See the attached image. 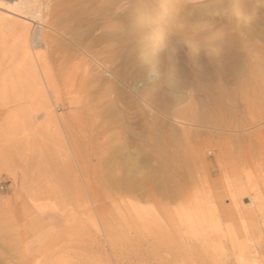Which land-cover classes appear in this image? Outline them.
I'll use <instances>...</instances> for the list:
<instances>
[{
    "label": "rangeland",
    "instance_id": "obj_1",
    "mask_svg": "<svg viewBox=\"0 0 264 264\" xmlns=\"http://www.w3.org/2000/svg\"><path fill=\"white\" fill-rule=\"evenodd\" d=\"M217 3L33 0L35 48L0 16V264H193L155 246L232 192L207 252L264 264V0L251 34Z\"/></svg>",
    "mask_w": 264,
    "mask_h": 264
},
{
    "label": "bare ground",
    "instance_id": "obj_2",
    "mask_svg": "<svg viewBox=\"0 0 264 264\" xmlns=\"http://www.w3.org/2000/svg\"><path fill=\"white\" fill-rule=\"evenodd\" d=\"M3 1H6V2H0V16H9V17H12L13 18V23L12 26L14 27V25H17L20 26L21 30H23L25 32V35L26 37L30 40L31 42V46H33L32 48H35V47H40V46H47V43H46V37L47 35L43 32V29H41L40 27H36L35 29H31L32 31L29 33L30 31V28L28 25H30L31 27L33 26V23H38L39 21H41L42 17L38 14H40V9L38 8V6L34 5L33 4V0H3ZM35 1V0H34ZM194 2H199V3H202V2H212V1H220L221 3H217L218 5L222 6V5H228V4H231V11L233 12L232 14H236V18L235 17H232L230 19L227 20V24H229L231 26L232 29H236L238 31H241V32H245L247 34H251L253 33L254 29H255V17L256 15L260 12V10H258L259 8L256 6V3L261 1V0H192ZM105 3V2H104ZM108 3V2H107ZM105 3V4H107ZM103 4V5H105ZM263 4V3H262ZM108 5V4H107ZM92 6V5H91ZM260 6V5H258ZM108 7V6H107ZM42 9V8H41ZM75 9V8H73ZM109 10V9H108ZM97 11V10H96ZM112 11V10H111ZM79 13V12H78ZM88 13V12H87ZM114 13V12H112ZM112 13L110 12V14L112 15ZM224 15V14H223ZM109 16V15H108ZM110 20H111V16L109 17ZM97 20V19H96ZM11 21V22H12ZM25 22V24L23 23ZM28 23V25H27ZM109 27L110 29L112 28L111 24L112 22H109ZM51 25V24H50ZM53 25V23H52ZM66 26V25H65ZM108 26V25H107ZM35 27V26H34ZM81 27V26H80ZM16 28V26H15ZM101 28V27H100ZM18 29V28H17ZM63 29V28H62ZM83 29V28H82ZM97 29V28H96ZM61 30V29H60ZM67 30V29H65ZM99 30V29H98ZM63 31V30H61ZM114 31V30H113ZM20 32V30L18 29L17 33ZM194 33V32H193ZM21 34V33H19ZM53 34V33H52ZM24 34H22L23 36ZM51 36V35H50ZM84 36V35H83ZM57 38V37H56ZM68 38V37H67ZM71 38V37H70ZM84 38V37H83ZM51 39H54L53 37ZM63 39V38H62ZM61 40V39H60ZM115 40V39H114ZM53 41V40H52ZM74 41V40H73ZM83 41V40H82ZM57 42V41H56ZM75 42V47L76 50H79L81 53H86L84 52L85 49H83L82 47V44L77 40L74 41ZM28 43V42H27ZM26 43V45H27ZM70 43V42H69ZM30 44V43H29ZM110 44V43H109ZM71 46V45H70ZM29 46H26V48H28ZM31 48V47H30ZM29 49H27L28 51ZM58 50V49H57ZM221 50V49H220ZM33 51V50H32ZM58 52V51H56ZM61 52V50H60ZM77 53V52H75ZM31 54V53H29ZM78 54V53H77ZM35 56H37L36 54H34ZM81 55V54H80ZM198 55V54H197ZM33 56V55H32ZM31 56V57H32ZM34 56V57H35ZM45 56V55H44ZM82 56V55H81ZM77 57V55H76ZM200 58V57H199ZM29 59V58H28ZM39 59V57H38ZM32 60L34 61V59L32 58ZM31 60V61H32ZM95 60V59H94ZM28 62V63H31ZM70 61V60H69ZM84 61V60H83ZM40 63V62H38ZM79 63V62H78ZM37 64V63H35ZM87 64V63H86ZM76 65V64H75ZM84 65V64H83ZM111 65V64H110ZM41 66V65H40ZM88 66V65H87ZM212 66V65H211ZM37 67V66H36ZM43 67V66H42ZM90 67V66H89ZM36 69V68H34ZM83 69V68H82ZM90 69V68H89ZM41 70V68H40ZM88 70V69H87ZM91 70V69H90ZM39 71V70H38ZM38 71L35 70L33 72H36V77H33L34 74L30 75L31 78H35V80L33 79V81L37 82V84H41L39 83L40 81V78L39 75H38ZM112 71V70H111ZM44 72V68H43V71H41L40 73ZM90 72V71H89ZM45 73L47 74V72L45 71ZM46 74L43 73L42 77L47 80V79H50V77L48 76H45ZM86 74V73H85ZM94 75V73L92 74ZM96 75V74H95ZM24 76V75H22ZM35 76V75H34ZM86 78V77H85ZM93 78V76H92ZM42 79V78H41ZM94 79V78H93ZM92 80V79H91ZM25 81V80H24ZM43 81V80H42ZM51 81V79H50ZM84 81V80H83ZM93 81V80H92ZM108 82V81H107ZM43 83V82H42ZM46 83V82H45ZM33 84H36V83H33ZM44 84V83H43ZM110 84V83H109ZM30 86V85H29ZM34 88L35 86L32 85ZM41 86V85H40ZM46 88V87H45ZM33 89V88H32ZM37 89V88H36ZM35 89V91H36ZM39 89V88H38ZM41 89V87H40ZM43 89V88H42ZM48 89V88H47ZM40 91H43V90H40ZM83 92V91H82ZM91 92V91H90ZM37 93V91L35 92ZM34 93V94H35ZM232 191V190H231ZM229 190V192H231ZM260 198H258L259 200ZM230 201H231V206H228V207H220L218 211H216L215 215H213L211 217V220L212 221H209V226H210V231L209 232H206V233H194L195 237H191L188 235L187 231L186 233H183L182 232V228L177 226L175 221H173V223L171 222L170 225L172 227V234H171V243L172 244H167V243H162L160 244L159 246H155V250H157L159 252V256L161 257H164V256H174L176 258V255H178L180 258H182L183 254L184 253H189V251H191V253L193 251H195V254H194V258H193V264H228L227 262H222L224 259H222L221 261H219L220 263H217V262H214L208 252H207V248L209 245L211 244H214V243H220L222 242L224 239H226L228 237V232H229V228L227 227V225H225V228L226 229V232L222 233V239H220V237H217L218 235L216 234V231H215V228L216 226H221V225H224L223 221L226 220V217H227V213L228 214H239L241 215L240 217L242 219L243 216H242V212H241V209L238 207V203H237V197L235 196V194H233V192L231 193L230 195ZM262 203V202H260ZM208 205V204H207ZM262 206V204H261ZM261 206H258L257 210L258 211H261L262 207ZM192 212V211H191ZM263 212V211H262ZM233 217V215H232ZM231 218V217H230ZM217 220V221H215ZM180 224V223H179ZM182 224V222H181ZM242 224H243V230H244V234L246 236H248V231H247V227L245 225V221L243 220L242 221ZM235 225V224H234ZM171 229V228H170ZM237 229V228H236ZM222 230V229H221ZM158 231V230H157ZM203 231V230H202ZM219 231V230H218ZM238 231V230H237ZM155 232V231H154ZM159 232V231H158ZM220 232V231H219ZM237 233V232H236ZM161 234H164V233H161ZM166 234V233H165ZM170 234V233H169ZM203 234V235H202ZM239 235L241 233H238ZM220 235V234H219ZM158 236V235H157ZM244 236V235H243ZM242 237V235H241ZM153 238V237H152ZM161 238V237H159ZM249 238V237H248ZM166 240V239H165ZM163 240V241H165ZM251 242V241H250ZM252 244V243H251ZM252 246V245H250ZM242 247V246H241ZM249 247V246H248ZM253 247V246H252ZM251 247V249H252ZM239 248V247H237ZM244 248V247H242ZM242 248L240 250H242ZM211 249V248H210ZM250 249V248H249ZM250 249V250H251ZM249 250V251H250ZM211 251V250H210ZM213 251V250H212ZM238 251V249H237ZM236 251V253H237ZM252 251V250H251ZM255 251V250H253ZM217 252V250H216ZM244 252V249L243 251ZM256 252V251H255ZM254 252V253H255ZM194 253V252H193ZM210 253V252H209ZM214 253V252H213ZM220 253V252H219ZM181 254V255H179ZM225 253H223L222 255H219V257L223 256ZM234 255V254H233ZM157 256V257H159ZM185 256V255H184ZM187 256V255H186ZM191 255H189L190 257ZM217 256H218V253H217ZM226 256L229 257V255L226 254ZM255 256L256 258L258 259V256L256 255L255 253ZM216 257V256H215ZM218 257V258H219ZM225 257V256H223ZM222 257V258H223ZM254 257V256H253ZM174 258V259H175ZM178 258V257H177ZM217 258V257H216ZM236 258V257H235ZM164 259H166L164 257ZM169 259V258H168ZM229 259V258H228ZM226 260V261H229V260ZM256 259V260H257ZM186 260V259H185ZM236 261L240 264H243V258H242V263H241V260L239 261V258L236 259ZM261 261V260H260ZM182 263L184 261H181ZM253 261V264H257V262ZM177 263V262H176ZM180 263V262H179ZM177 263V264H179ZM180 263V264H182ZM186 263V262H185ZM174 264V263H173ZM261 264V263H260Z\"/></svg>",
    "mask_w": 264,
    "mask_h": 264
}]
</instances>
